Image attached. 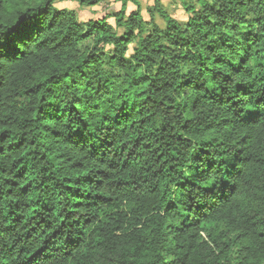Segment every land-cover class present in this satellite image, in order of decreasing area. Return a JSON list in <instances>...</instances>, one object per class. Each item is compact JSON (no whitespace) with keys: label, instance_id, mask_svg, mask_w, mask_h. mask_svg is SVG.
I'll use <instances>...</instances> for the list:
<instances>
[{"label":"trees","instance_id":"1","mask_svg":"<svg viewBox=\"0 0 264 264\" xmlns=\"http://www.w3.org/2000/svg\"><path fill=\"white\" fill-rule=\"evenodd\" d=\"M64 1L0 0V264H264V0Z\"/></svg>","mask_w":264,"mask_h":264},{"label":"rangeland","instance_id":"2","mask_svg":"<svg viewBox=\"0 0 264 264\" xmlns=\"http://www.w3.org/2000/svg\"><path fill=\"white\" fill-rule=\"evenodd\" d=\"M140 5V11L143 19L149 21L150 17L147 10L153 7L155 0H137ZM162 5L163 10L174 20L184 23L188 19V14L184 9L183 2L189 3L192 0H159ZM57 9H67L73 11L80 23H87L90 20H100L108 17L111 13L118 12L121 9V4L115 0H107L98 6L84 8L80 7L76 2L64 1L55 3ZM136 7L132 4H127L125 15H129L131 12L135 11ZM108 23L115 27L113 19H109ZM154 23L160 27L164 28L163 21L159 18L157 14L154 16ZM122 29H118L121 33ZM131 49V48H130ZM131 52V51H130Z\"/></svg>","mask_w":264,"mask_h":264}]
</instances>
